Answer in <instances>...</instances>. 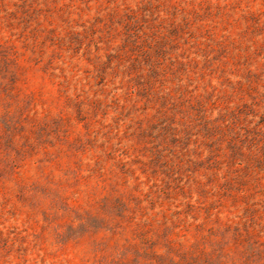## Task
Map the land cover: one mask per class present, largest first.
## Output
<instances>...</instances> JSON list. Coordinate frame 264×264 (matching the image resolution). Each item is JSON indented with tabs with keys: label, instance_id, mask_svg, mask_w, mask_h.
<instances>
[{
	"label": "rangeland",
	"instance_id": "1",
	"mask_svg": "<svg viewBox=\"0 0 264 264\" xmlns=\"http://www.w3.org/2000/svg\"><path fill=\"white\" fill-rule=\"evenodd\" d=\"M0 264H264V0H0Z\"/></svg>",
	"mask_w": 264,
	"mask_h": 264
}]
</instances>
